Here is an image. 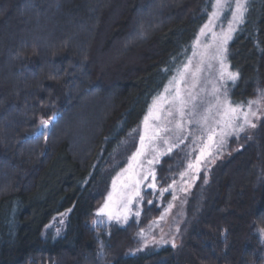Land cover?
Here are the masks:
<instances>
[{"label":"trees","instance_id":"trees-1","mask_svg":"<svg viewBox=\"0 0 264 264\" xmlns=\"http://www.w3.org/2000/svg\"><path fill=\"white\" fill-rule=\"evenodd\" d=\"M211 8L212 0H0V264L94 257L87 218ZM246 8L226 51L238 73L229 98L242 105L264 92V0ZM170 164L156 171L161 188ZM207 186L175 247L125 255L130 242L118 231L108 264H264V117ZM144 203V213L160 214L158 202ZM61 215L62 229L47 230Z\"/></svg>","mask_w":264,"mask_h":264},{"label":"rangeland","instance_id":"rangeland-1","mask_svg":"<svg viewBox=\"0 0 264 264\" xmlns=\"http://www.w3.org/2000/svg\"><path fill=\"white\" fill-rule=\"evenodd\" d=\"M246 1L243 0L245 4ZM228 2L231 4V7H224L219 16L212 18V13L216 10L215 0H212V8L205 22V24H208L209 20H212L211 30H206L202 34L201 29L205 24L201 27L190 46L188 55L182 60L159 92V94L166 95L168 101H171L172 96L175 95L173 80L176 78V81L179 83L181 96L185 100L188 99L189 94L195 97L196 114L192 116L189 113L185 117L183 121V139H177L178 133L174 131L168 133L163 131L165 127L174 130L175 122L179 119L175 108L165 103L157 114L158 118L156 120H149V134L154 129L159 130L161 139L155 140L152 144H149L146 139L144 155L141 156L139 163L134 168L136 179L140 180V196L136 197L133 195L135 185L124 187V184L129 183L127 180L128 174L124 172V169L128 167L129 158L140 146L139 137L141 134H144V118L142 119L135 146L128 155L126 163L113 175L110 183L106 186L103 196L96 200L94 209L87 218L86 225L94 238L96 251L93 258L82 257L81 264H108L111 258L108 242L111 235L118 231H125L128 236L127 242H130L125 255L146 253L164 245L173 246V242L176 246L179 243L181 233L186 228L189 207L194 202H198L201 194L203 195V200L204 190L208 187L207 185L209 184L213 170L220 162L241 150L250 141L260 120L264 117L263 92L253 99L260 101L258 105H252L253 111H257V116L251 117L256 127L253 128L245 125L243 131L234 132L226 137L222 148L219 150L214 149L211 155L206 156L201 161L198 172L188 168V164L199 155V149L202 146L203 140L206 139L201 126L196 121L199 120L200 116L207 114L209 116V123L215 127L214 120L218 118L216 97L219 96L222 101L226 94L227 99L230 101L229 91L233 81L229 80L226 74L225 78L221 79V60H223L226 72H232L227 64L226 51L227 45L240 23L235 25L229 39L224 42L223 34L227 33L229 21L232 18V12L235 7V0H228ZM185 65H188L187 69H185ZM214 87L219 91L214 93ZM165 88L168 89L167 94L164 93ZM192 103L193 101L188 103V109L192 108ZM247 104H244L245 111L247 110ZM209 107L212 110L210 113H206V109ZM169 111L173 113L172 116L168 115ZM147 114L148 110L145 116ZM190 119L191 123H189ZM164 140H167L168 143H164ZM169 146L172 147L170 152L168 151ZM166 159L171 161V168L169 167L170 165L164 168V171L167 170L165 171L167 181L166 185L161 188L156 182V171L162 161ZM149 161L152 162L149 163ZM181 173H185V175L181 176ZM153 175L155 179H153ZM144 177L147 178L145 179ZM114 180H116L115 189L113 188ZM152 184L155 185L154 188L149 187ZM110 194L112 196L111 201L109 200ZM129 195L132 196V204L130 205L131 211L126 221L123 218L120 221L115 219L109 220L106 212L100 213V209L106 203L109 204L110 209L114 213L122 211L120 208L122 198ZM165 195L167 198L164 197ZM149 201H156L162 206L160 214H154L151 217V215L144 213V202ZM169 205H172V207L169 208ZM137 212L140 213L138 216L136 215ZM63 225L64 215L57 216L49 224L47 230L58 233ZM113 252L117 253V251ZM27 264H30V262ZM32 264L40 263L34 262Z\"/></svg>","mask_w":264,"mask_h":264},{"label":"snow or ice","instance_id":"snow-or-ice-1","mask_svg":"<svg viewBox=\"0 0 264 264\" xmlns=\"http://www.w3.org/2000/svg\"><path fill=\"white\" fill-rule=\"evenodd\" d=\"M224 7H231V4L228 2V0H215V11L212 13V18H216L220 15L222 9ZM247 11L246 4L243 2V0H235V7L232 12V18L229 21L227 33L223 34V41L226 42L227 39L230 37V33L234 30L235 25L242 23L244 20L245 13ZM211 24L212 20H209L208 24H205L204 27L201 29V33L204 34L206 30H211ZM215 38V34H214ZM185 69H187L188 65L184 66ZM225 74L227 75V78L229 80L235 81L238 73L233 72H226V69L224 67L223 60H221V79L225 78ZM182 76V74H181ZM175 84V95L172 96L171 101H168V98L164 94H158L155 96L152 100V104L148 109V114L144 117V134H141L139 137V148L132 154V156L129 158V164L126 169H124V172L127 173V180L129 181L128 184H124V187H129L130 185H135V190L133 192V195L136 197L140 196L139 192V184L140 180L136 179V174L134 172L135 166L139 163L141 156L144 155V149H145V141L147 139L149 144H152L155 140L161 139L159 130H152L151 134H149V120H156L158 118L157 114L160 111L161 107L168 103L176 110V115H178L179 119L175 122V129H168L165 127L163 131L165 133H168L170 131H174L175 133H178L177 139L182 140L183 139V132H184V124L183 121L189 113H191L192 116H195V110H196V104L194 103L195 97L191 96L189 94L188 99L185 100L181 96V91L179 87L178 81H176V78L173 80ZM219 90L215 87L213 88V92L216 93ZM164 93H168V89L165 88ZM217 99V119L214 120L215 127L212 126L209 123V116L207 114L200 116L199 120L196 121L198 125L201 126L204 136L206 137L205 140H203L202 146L199 149V155L196 157V159L188 164V168L192 169L196 172L199 171V166L201 161L208 155H211L213 150H219L223 147V144L225 143L226 137L231 135L234 132L243 131L244 126L248 125L250 127L255 128L256 124L253 123L251 117L257 116V111H253L252 105L253 104H259V100H253L249 101L247 104V110L245 111V106L242 104H233L227 99V95L225 94L224 99L221 101L219 96L216 97ZM190 101H193L192 108L188 109V103ZM211 107L206 109V113L211 112ZM169 116H172L173 113L171 111L168 112ZM191 119L189 120V123H191ZM41 124L44 127H47L49 124V120H41ZM164 143H168L167 140H164ZM195 143V141H194ZM172 150V147L169 146L168 151L170 152ZM152 161H149L151 163ZM185 173H181V176H184ZM145 179L147 177H144ZM153 179H155L153 175ZM116 187V180L113 181V188ZM149 187H155L154 184L149 185ZM109 200H112L111 194L109 195ZM151 203V201H149ZM132 204V196L129 195L125 198H122L120 208L122 211L113 212L110 209V206L108 203L104 205L103 208L100 209V213H107L108 219L112 220L115 219L117 221H120L121 218H123L125 221L128 218V214L131 211L130 205ZM172 205H169V208H171ZM140 213L137 212L136 215L138 216ZM162 218V217H161ZM173 247H175V243L173 242Z\"/></svg>","mask_w":264,"mask_h":264}]
</instances>
